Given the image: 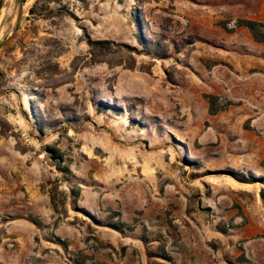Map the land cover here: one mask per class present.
Segmentation results:
<instances>
[{
    "label": "rangeland",
    "instance_id": "rangeland-1",
    "mask_svg": "<svg viewBox=\"0 0 264 264\" xmlns=\"http://www.w3.org/2000/svg\"><path fill=\"white\" fill-rule=\"evenodd\" d=\"M17 5L0 264H264V0Z\"/></svg>",
    "mask_w": 264,
    "mask_h": 264
},
{
    "label": "water",
    "instance_id": "water-1",
    "mask_svg": "<svg viewBox=\"0 0 264 264\" xmlns=\"http://www.w3.org/2000/svg\"><path fill=\"white\" fill-rule=\"evenodd\" d=\"M24 5H25V0H18L16 18H15L14 25L12 27V33H15L20 28V24H21L22 17L24 14ZM12 37H13V34L8 36V38H6L3 42L0 43V50H2L7 45V43L12 39Z\"/></svg>",
    "mask_w": 264,
    "mask_h": 264
},
{
    "label": "trees",
    "instance_id": "trees-1",
    "mask_svg": "<svg viewBox=\"0 0 264 264\" xmlns=\"http://www.w3.org/2000/svg\"><path fill=\"white\" fill-rule=\"evenodd\" d=\"M33 11H34V8L32 7V8L30 9V13H33ZM246 23H247V25H248L250 28L254 29L255 24H256V21L249 20V21H247Z\"/></svg>",
    "mask_w": 264,
    "mask_h": 264
},
{
    "label": "bare ground",
    "instance_id": "bare-ground-1",
    "mask_svg": "<svg viewBox=\"0 0 264 264\" xmlns=\"http://www.w3.org/2000/svg\"><path fill=\"white\" fill-rule=\"evenodd\" d=\"M9 5V4H8ZM6 6V5H5ZM4 7V6H3ZM11 9V8H10ZM8 12H10V10H8ZM6 10H4L3 14H6ZM10 16V15H9Z\"/></svg>",
    "mask_w": 264,
    "mask_h": 264
}]
</instances>
